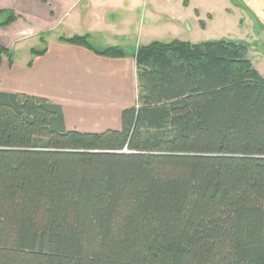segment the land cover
Returning <instances> with one entry per match:
<instances>
[{
	"label": "trees",
	"instance_id": "16d2710c",
	"mask_svg": "<svg viewBox=\"0 0 264 264\" xmlns=\"http://www.w3.org/2000/svg\"><path fill=\"white\" fill-rule=\"evenodd\" d=\"M19 18L0 10V29ZM90 41L60 38L133 58L136 103L120 130L83 133L50 100L0 92V264H264V76L249 45Z\"/></svg>",
	"mask_w": 264,
	"mask_h": 264
},
{
	"label": "rangeland",
	"instance_id": "374dc122",
	"mask_svg": "<svg viewBox=\"0 0 264 264\" xmlns=\"http://www.w3.org/2000/svg\"><path fill=\"white\" fill-rule=\"evenodd\" d=\"M111 1L122 5L129 4L131 10L128 11L133 10L135 13L126 12L125 5L123 9L116 7L113 12L106 10L107 21H114L123 14L126 22H115L116 25L110 26L99 22L97 30L100 33L91 36L90 41L98 50L111 47V39L116 34H125L127 43L120 42L115 46L128 51L156 41L170 43L178 40L196 45L221 40L246 42L250 49L249 59L254 68L264 76V0H146V4L140 7L135 0ZM26 2L31 8L30 11L25 10ZM86 2L84 0L82 3ZM52 3H60L62 8L60 17L56 19L48 13V8L42 0H0V4L7 7L6 10L24 15L18 26L0 34V40L6 44L3 46L13 52L14 61H31L33 49L45 48L46 43L40 40L43 37L47 43H56L61 37L71 38L76 34L70 32L72 29L68 27L76 24V21L80 25L78 12L69 15L73 0H52ZM86 5L83 22L89 16L88 11L93 9L90 4ZM128 14L131 21L134 16L136 24L130 26L128 19H125L129 18ZM65 19L66 21H63ZM81 26L85 28L84 24ZM57 27L59 30H53ZM86 32L83 29L78 34Z\"/></svg>",
	"mask_w": 264,
	"mask_h": 264
},
{
	"label": "crops",
	"instance_id": "0c3cea01",
	"mask_svg": "<svg viewBox=\"0 0 264 264\" xmlns=\"http://www.w3.org/2000/svg\"><path fill=\"white\" fill-rule=\"evenodd\" d=\"M83 1L73 0L69 9V15L74 12L79 14L80 25L77 21L72 26L67 25L73 30L70 32L76 33L74 36L90 34L94 37L96 33H100L97 30L99 22L105 26L116 25L115 22H126L123 14L114 21H107L106 10L113 12L117 9L116 7L123 9L124 5L126 12L131 10L130 5L126 3L122 5L111 0H86V4H90L93 9L88 11L89 16L83 22V14L87 11V5L82 3ZM145 1L135 0L134 2L140 7L146 4ZM42 2L47 6L51 16L55 19L60 17L62 10L60 3L54 5L52 0H42ZM6 8L0 4V9L6 10ZM97 9L98 12H96ZM25 10H31L27 2ZM131 12L135 13L133 10L129 13ZM128 15L129 18L125 19H128L130 26L133 23L136 24L134 16L131 21V16ZM18 16L19 20L7 29H0V34L18 26V23L24 19V15ZM83 24L85 28H82ZM83 29L87 32L78 34ZM53 30H59V28ZM111 42L113 43L111 45L115 46L120 42L127 43V40L125 34H116ZM0 43L6 46L1 40ZM32 60L33 65L29 66ZM31 61L25 63L14 61L11 65L8 60H4L0 70V92L26 94L44 98L59 105L68 131L103 133L107 130H120L122 112L136 103L138 82L136 62L133 58L100 57L83 47L60 41L56 43L49 41L47 54L41 57L32 56Z\"/></svg>",
	"mask_w": 264,
	"mask_h": 264
}]
</instances>
